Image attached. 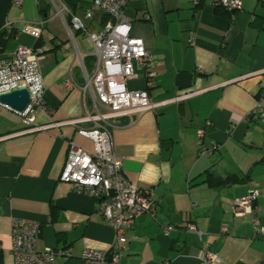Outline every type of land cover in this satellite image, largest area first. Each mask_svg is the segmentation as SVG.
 I'll use <instances>...</instances> for the list:
<instances>
[{
	"label": "crops",
	"instance_id": "crops-1",
	"mask_svg": "<svg viewBox=\"0 0 264 264\" xmlns=\"http://www.w3.org/2000/svg\"><path fill=\"white\" fill-rule=\"evenodd\" d=\"M243 9L230 12L213 0H129L124 12L131 34L143 39L156 57L157 76L149 94L155 101L192 93L123 120L112 130L114 149L131 182L153 189L156 219L141 215L126 232L119 264H204L202 244H208L224 264H264V234L256 235L252 215H236L235 199L254 186L259 191L255 215L264 227V125L249 119L264 89V0H242ZM12 7L7 22L17 29L0 59L18 46L40 45L44 79V110L26 125L15 111L0 105V136L43 125L0 143V264H14L12 222L40 223L38 250L70 248L56 264H83L85 249L109 250L114 229L98 212L89 192H78L60 180L70 144L88 150L91 139L75 125L58 123L82 117L83 93L65 88L82 85L92 45L83 32L68 29L64 20L45 11L39 0ZM91 30L102 28V16L85 20ZM44 21L40 39L24 31ZM192 73L191 87L180 89L176 76ZM145 87L144 75L129 83ZM88 104H90L88 100ZM90 126V124H85ZM200 131L204 137H200ZM219 148L201 155V146ZM233 177L211 185L207 171ZM195 222L202 240L186 230ZM175 225L168 235L164 227ZM226 227V231L223 228Z\"/></svg>",
	"mask_w": 264,
	"mask_h": 264
},
{
	"label": "built area",
	"instance_id": "built-area-1",
	"mask_svg": "<svg viewBox=\"0 0 264 264\" xmlns=\"http://www.w3.org/2000/svg\"><path fill=\"white\" fill-rule=\"evenodd\" d=\"M129 0H93L85 11V20L92 21L97 13H104L108 20L98 31L91 30L82 17L73 14L62 0H49L56 9V16L64 20L68 29L82 31L92 45L91 56L94 57L92 71L86 70L85 81L78 85L66 81L67 90L79 87L83 93L85 113L82 117L67 120L60 125H75L78 132L91 139L93 148L88 150L71 143L60 180L70 183L78 192H89L98 202V212L114 229L115 239L109 250L85 249L82 253L83 264H119V251L127 242L126 232L143 214L156 219L158 205L153 189H144L127 177L122 160L114 149L113 133L115 127L123 120L133 119L146 112L169 103H176L191 96L192 93L177 94L173 97L155 101L149 94L154 85L156 57L150 52L143 39L131 34L132 22L126 17L124 9ZM25 0H12V7L23 6ZM214 5L230 12L243 9L242 0H213ZM69 20H68V18ZM44 21L29 23L26 31L36 39L42 35ZM11 24L6 22L5 26ZM45 54L42 46H18L12 53L0 59V93L25 86L31 93V102L25 111L20 112L0 101V105L19 114L26 125L35 122V113L44 110L45 84L41 73L40 61ZM264 73V70L254 74ZM144 75L145 87L132 89L129 83ZM88 100L90 104H88ZM264 125V89L258 97L256 107L248 116ZM90 124V126H85ZM45 126H35L14 134L0 136V143L17 134L39 131ZM200 137L204 132L200 131ZM219 147L201 146V155L212 154ZM259 191L252 187L247 195L235 199L233 211L236 215H252L255 234H264V227L254 216ZM254 214V215H253ZM175 225L164 227L168 235L175 230ZM186 230L195 233L200 241L203 231L195 222H189ZM226 231V227L223 228ZM40 234L38 221L15 219L12 222V253L14 264H56L59 256L70 254L71 249L59 250L46 248L38 250L37 241ZM201 259L204 264H224L223 258L208 244L201 247ZM163 264H169L164 262Z\"/></svg>",
	"mask_w": 264,
	"mask_h": 264
},
{
	"label": "trees",
	"instance_id": "trees-1",
	"mask_svg": "<svg viewBox=\"0 0 264 264\" xmlns=\"http://www.w3.org/2000/svg\"><path fill=\"white\" fill-rule=\"evenodd\" d=\"M62 1L67 5L69 10L73 14H76L78 16L82 15L83 18L85 11L90 7V5L93 2V0H62ZM11 9H12V0H0V53L4 52L8 41L14 38L17 34V29L15 27H13L12 25H10L9 27L5 26ZM96 15L102 16L103 25L108 20V16L104 13L100 12L97 13ZM87 26L91 28L90 25ZM87 62L91 66H93L94 57L90 55ZM207 173H208L207 181L214 186H218L224 182L234 179L233 177H227V178L216 177L209 170L207 171Z\"/></svg>",
	"mask_w": 264,
	"mask_h": 264
},
{
	"label": "water",
	"instance_id": "water-1",
	"mask_svg": "<svg viewBox=\"0 0 264 264\" xmlns=\"http://www.w3.org/2000/svg\"><path fill=\"white\" fill-rule=\"evenodd\" d=\"M192 73L180 72L176 76V84L180 89L191 87ZM0 101L13 109L23 112L31 102V93L25 86L13 88L0 93Z\"/></svg>",
	"mask_w": 264,
	"mask_h": 264
},
{
	"label": "rangeland",
	"instance_id": "rangeland-1",
	"mask_svg": "<svg viewBox=\"0 0 264 264\" xmlns=\"http://www.w3.org/2000/svg\"><path fill=\"white\" fill-rule=\"evenodd\" d=\"M39 1L41 3V6L42 7L44 6L45 11L50 12V14H53V13L56 14V9H55L54 5L49 2V0H39ZM13 9H15V7Z\"/></svg>",
	"mask_w": 264,
	"mask_h": 264
}]
</instances>
